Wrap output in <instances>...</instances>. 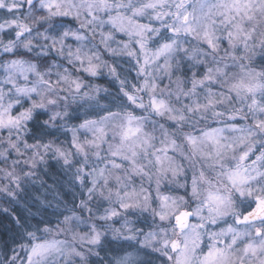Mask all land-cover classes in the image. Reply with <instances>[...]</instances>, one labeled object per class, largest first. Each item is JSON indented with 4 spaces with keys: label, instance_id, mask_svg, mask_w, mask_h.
Here are the masks:
<instances>
[{
    "label": "snow or ice",
    "instance_id": "obj_1",
    "mask_svg": "<svg viewBox=\"0 0 264 264\" xmlns=\"http://www.w3.org/2000/svg\"><path fill=\"white\" fill-rule=\"evenodd\" d=\"M0 264H264V0H0Z\"/></svg>",
    "mask_w": 264,
    "mask_h": 264
},
{
    "label": "trees",
    "instance_id": "obj_2",
    "mask_svg": "<svg viewBox=\"0 0 264 264\" xmlns=\"http://www.w3.org/2000/svg\"><path fill=\"white\" fill-rule=\"evenodd\" d=\"M118 38H124V37L120 36V37H118ZM94 82L103 83V81H94ZM53 223H55V221H53Z\"/></svg>",
    "mask_w": 264,
    "mask_h": 264
}]
</instances>
